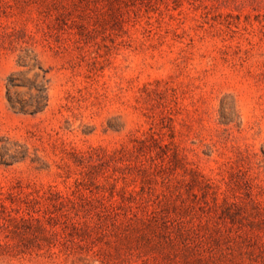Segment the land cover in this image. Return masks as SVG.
<instances>
[{
    "label": "rangeland",
    "instance_id": "rangeland-1",
    "mask_svg": "<svg viewBox=\"0 0 264 264\" xmlns=\"http://www.w3.org/2000/svg\"><path fill=\"white\" fill-rule=\"evenodd\" d=\"M0 264H264V0H0Z\"/></svg>",
    "mask_w": 264,
    "mask_h": 264
}]
</instances>
